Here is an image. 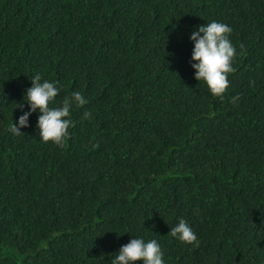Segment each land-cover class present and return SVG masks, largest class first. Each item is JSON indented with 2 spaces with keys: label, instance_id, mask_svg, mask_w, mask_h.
I'll use <instances>...</instances> for the list:
<instances>
[{
  "label": "trees",
  "instance_id": "obj_1",
  "mask_svg": "<svg viewBox=\"0 0 264 264\" xmlns=\"http://www.w3.org/2000/svg\"><path fill=\"white\" fill-rule=\"evenodd\" d=\"M213 19L236 47L222 99L190 67ZM35 73L52 106L87 100L62 146L37 113L9 131ZM131 235L165 264H264V0H0V264H109Z\"/></svg>",
  "mask_w": 264,
  "mask_h": 264
},
{
  "label": "clouds",
  "instance_id": "obj_2",
  "mask_svg": "<svg viewBox=\"0 0 264 264\" xmlns=\"http://www.w3.org/2000/svg\"><path fill=\"white\" fill-rule=\"evenodd\" d=\"M232 28L221 21L211 20L203 25L196 26L188 36L193 47L191 49L190 67L194 70L193 77L203 81L211 95L223 98L229 81L228 75L234 71L232 63L236 55V47L229 38ZM31 84L24 92L23 100L27 104V111H23L24 104H16L22 114L9 128L13 135L20 134L21 128L29 126V117L37 113L35 128L38 129L39 139L42 142H51L62 146L67 139L68 129L72 125L69 118L70 111L74 107H80L87 103L86 98L79 91H72L66 95L59 106L55 99L61 91L58 81L47 80L35 73L29 78ZM236 96L231 97L235 102ZM87 117L89 114H83ZM128 233V232H127ZM179 241L198 246L199 240L191 226L184 218H178L177 222L168 232ZM164 252L157 239H145L134 237L120 246L115 255L109 259V264H165Z\"/></svg>",
  "mask_w": 264,
  "mask_h": 264
}]
</instances>
